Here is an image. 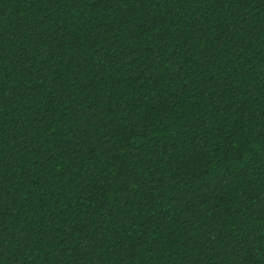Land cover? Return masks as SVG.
I'll list each match as a JSON object with an SVG mask.
<instances>
[{
	"label": "trees",
	"instance_id": "obj_1",
	"mask_svg": "<svg viewBox=\"0 0 264 264\" xmlns=\"http://www.w3.org/2000/svg\"><path fill=\"white\" fill-rule=\"evenodd\" d=\"M0 264H264V0H0Z\"/></svg>",
	"mask_w": 264,
	"mask_h": 264
}]
</instances>
